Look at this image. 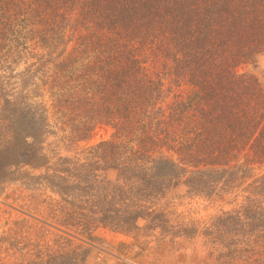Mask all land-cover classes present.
Here are the masks:
<instances>
[{"label": "trees", "instance_id": "1", "mask_svg": "<svg viewBox=\"0 0 264 264\" xmlns=\"http://www.w3.org/2000/svg\"><path fill=\"white\" fill-rule=\"evenodd\" d=\"M77 6L92 27L66 56L60 51L43 81L51 115L29 95L0 109V181H14L19 165L45 171L38 202L24 212L55 232L57 246L41 240L29 250L3 238L1 251L20 248L24 264H87L85 244L98 229L137 237L143 221L145 231L190 236L195 228L173 225L159 206L180 186L219 199L240 190L242 204L203 235L264 240V92L237 73L264 55V0H0V70L21 61L32 41L64 50ZM154 51L188 89L165 107L163 79L148 72ZM51 118L68 129L67 146L90 142L98 128L110 137L86 147L83 161L71 159L47 148Z\"/></svg>", "mask_w": 264, "mask_h": 264}, {"label": "rangeland", "instance_id": "2", "mask_svg": "<svg viewBox=\"0 0 264 264\" xmlns=\"http://www.w3.org/2000/svg\"><path fill=\"white\" fill-rule=\"evenodd\" d=\"M81 6L75 7L74 11L67 16V29L64 33V40H71L64 50L42 49L35 41L28 43V52L11 70L5 68L0 70V109H4L7 102L20 103L27 95L33 102L42 103L48 113H52L50 101L47 94V87L43 81L49 76L53 62L62 51L66 56L74 46L75 38L87 33L84 26L92 27L91 18L86 17ZM161 55L149 53L148 61L149 74L152 77L163 79V96L161 104L166 106L176 100L182 99L187 92L182 82L171 81L167 63V69L163 65L167 61ZM238 74H244L257 80L264 92V55H259L253 62L245 63L237 68ZM162 82V80H161ZM37 93V94H35ZM6 125L3 115L0 114V132L5 131ZM50 129L46 142L50 144L47 148H55L62 156L83 161V150L97 142L110 137L109 128H98L88 143H75L73 138L67 146L65 138L68 136V129L54 118L50 120ZM4 133V132H3ZM65 138V139H64ZM22 162L29 160V154ZM6 153L0 147V172L6 162ZM258 171L257 174L263 173ZM45 171L33 169L28 165H19L14 171V181H0V239L8 238L16 246H28L29 250L35 248L39 241L45 242L51 248L57 246L54 240L55 232L40 223L35 216L28 215L24 210L30 204L38 202V194L43 189L42 179ZM23 183L27 184L26 191ZM240 190H234L228 195L219 198H205L200 195L188 193L183 186L173 190L159 204L160 208L168 213L170 222L187 230L194 229L190 236H162L157 231H145V222L140 221L142 230L137 237H127L121 234L112 233L108 230L98 229L94 233L91 242L85 246L89 249L90 255L87 264H264V240L257 232L253 235H236V233L212 232L211 235H203L206 227L210 226L213 218L221 212L236 208L242 204V200L236 195ZM51 196L49 192L46 193ZM51 198H55L52 197ZM30 212V210H29ZM34 214V213H32ZM45 236H42V234ZM248 240L247 244H238ZM41 241V242H42ZM40 242V243H41ZM234 244L239 249L234 251ZM1 246V244H0ZM2 247V246H1ZM0 260L4 264H24L20 248L12 249L7 256L1 251ZM28 251V250H27ZM26 259V258H25Z\"/></svg>", "mask_w": 264, "mask_h": 264}, {"label": "water", "instance_id": "3", "mask_svg": "<svg viewBox=\"0 0 264 264\" xmlns=\"http://www.w3.org/2000/svg\"><path fill=\"white\" fill-rule=\"evenodd\" d=\"M27 156H28V154H27V153H24V154L22 155V158H23V159H26Z\"/></svg>", "mask_w": 264, "mask_h": 264}]
</instances>
